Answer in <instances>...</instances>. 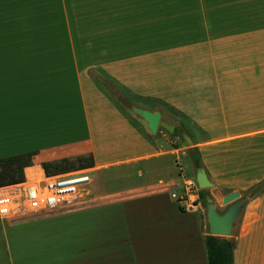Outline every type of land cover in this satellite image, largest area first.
Instances as JSON below:
<instances>
[{
    "label": "rangeland",
    "instance_id": "1",
    "mask_svg": "<svg viewBox=\"0 0 264 264\" xmlns=\"http://www.w3.org/2000/svg\"><path fill=\"white\" fill-rule=\"evenodd\" d=\"M11 1L0 0L1 58L75 63L68 69L83 73L85 87L104 93L134 124L145 122L130 111L132 105L160 111L162 120L179 130L174 136L163 128L156 134L143 128L170 152L178 176L173 200L199 217L202 233L209 234L201 189L195 187L196 209L179 203L185 180L196 184L193 148L212 182L202 191L219 211L228 207L221 204L223 196L238 191L246 197L264 179V131H255L264 128V0H143L148 11L128 17L101 12V0ZM183 135L190 145H184ZM78 156L85 155L67 158ZM164 159L139 166L146 170ZM91 169L89 186L70 204L0 216V264L149 261L139 256L132 263L116 248L118 228L110 225L105 196L115 182L104 183L107 171ZM243 210L225 238L233 239Z\"/></svg>",
    "mask_w": 264,
    "mask_h": 264
},
{
    "label": "crops",
    "instance_id": "2",
    "mask_svg": "<svg viewBox=\"0 0 264 264\" xmlns=\"http://www.w3.org/2000/svg\"><path fill=\"white\" fill-rule=\"evenodd\" d=\"M148 7L143 0H101L99 10L109 17H128ZM74 64L0 57V158L36 152L33 164L42 166L72 153L92 154L93 168L107 171L104 183L115 182L105 196L110 225L118 228L114 242L126 259L133 263L148 256L145 264H206L207 234L199 229V217L180 210L172 197L178 176L170 152L148 138L143 119L144 126L134 124L104 93L86 88L83 73L68 69ZM163 158H168L163 165L139 166ZM232 240L234 264H264V191L245 205Z\"/></svg>",
    "mask_w": 264,
    "mask_h": 264
},
{
    "label": "built area",
    "instance_id": "3",
    "mask_svg": "<svg viewBox=\"0 0 264 264\" xmlns=\"http://www.w3.org/2000/svg\"><path fill=\"white\" fill-rule=\"evenodd\" d=\"M38 168L39 173H30L23 182L0 188V216L13 218L54 211L76 200L91 182L89 169L47 175L42 166ZM184 185L185 197H179V203L187 210L196 209L197 186L190 180ZM172 197L177 198L175 194Z\"/></svg>",
    "mask_w": 264,
    "mask_h": 264
},
{
    "label": "trees",
    "instance_id": "4",
    "mask_svg": "<svg viewBox=\"0 0 264 264\" xmlns=\"http://www.w3.org/2000/svg\"><path fill=\"white\" fill-rule=\"evenodd\" d=\"M179 130L175 129L174 136H179ZM197 148H193L191 153L193 163L196 168L202 167L201 159ZM36 152H27L0 158V187L10 186L21 183L25 180L24 169L33 164V157ZM47 175L66 172L74 167L77 168H92L94 160L92 154L78 156L74 160L62 158L56 161H48L42 164ZM253 196L264 191V179L260 181L252 190ZM207 192L200 190L199 196L201 204L205 207V197ZM182 210L181 208H179ZM204 245L206 250V264H234V248L235 242L232 239L218 237L212 235L204 236Z\"/></svg>",
    "mask_w": 264,
    "mask_h": 264
},
{
    "label": "water",
    "instance_id": "5",
    "mask_svg": "<svg viewBox=\"0 0 264 264\" xmlns=\"http://www.w3.org/2000/svg\"><path fill=\"white\" fill-rule=\"evenodd\" d=\"M131 111L146 122L151 134H156L158 128H163L170 134L174 132V126L162 121L159 111H150L136 106H131ZM183 140L184 145L191 144L187 135H183ZM195 181L201 190L212 186V182L203 167L196 169ZM252 195L253 192H250L246 197H241L238 191L225 195L221 204L228 207L224 211H219L212 197L207 195L205 197V211L209 235L218 237L232 235L235 221Z\"/></svg>",
    "mask_w": 264,
    "mask_h": 264
},
{
    "label": "bare ground",
    "instance_id": "6",
    "mask_svg": "<svg viewBox=\"0 0 264 264\" xmlns=\"http://www.w3.org/2000/svg\"><path fill=\"white\" fill-rule=\"evenodd\" d=\"M29 169V171H28ZM27 169V175H30V173H39L40 172V169L38 167H33V168H28Z\"/></svg>",
    "mask_w": 264,
    "mask_h": 264
}]
</instances>
